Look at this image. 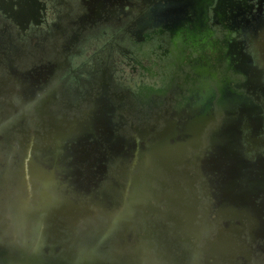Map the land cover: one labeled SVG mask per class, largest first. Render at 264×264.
Returning a JSON list of instances; mask_svg holds the SVG:
<instances>
[{"label":"flooded vegetation","instance_id":"flooded-vegetation-1","mask_svg":"<svg viewBox=\"0 0 264 264\" xmlns=\"http://www.w3.org/2000/svg\"><path fill=\"white\" fill-rule=\"evenodd\" d=\"M254 2L0 0V118L24 110L5 98L33 95L32 125L6 142L31 154L37 222L86 195L106 193L112 211L58 251L71 237L59 230L0 241V264H264V67L237 62L231 38ZM51 52L47 86L21 69ZM218 147L233 154L223 201L205 173L223 162L201 166Z\"/></svg>","mask_w":264,"mask_h":264},{"label":"rangeland","instance_id":"rangeland-1","mask_svg":"<svg viewBox=\"0 0 264 264\" xmlns=\"http://www.w3.org/2000/svg\"><path fill=\"white\" fill-rule=\"evenodd\" d=\"M253 8L251 10H246L245 12V22L237 27V30L231 32V38L234 39L237 43H241L242 50L241 56L236 55L239 59L237 62H243L245 53L251 58L252 67L250 70L254 69L255 66L260 68L264 67V5H262L261 11L259 7L261 6L258 0H254ZM262 15V26L256 24L255 15ZM241 21V18H240ZM123 22V21H122ZM247 22L250 23L249 28ZM256 25V27H255ZM69 27L73 29L78 27L77 23H69ZM71 34L69 31L66 34V37ZM63 38V37H61ZM97 45L99 44H88L83 53V60L86 57H89L97 50ZM59 60V57L56 53L51 52L48 56L42 57L39 62H26L21 68L23 70H29L33 75H37L41 71L44 76L42 77L43 84L47 86L49 82L48 69L53 64ZM37 70L36 73L34 70ZM249 70V71H250ZM249 76H253L248 73ZM41 85L38 82L33 83ZM42 84V85H43ZM43 85V86H44ZM19 86V83L17 84ZM20 87V86H19ZM18 87V88H19ZM21 90V87H20ZM31 91V90H29ZM42 89H38V92ZM21 93V92H20ZM16 93V96H13L11 99H6L7 102L13 100L12 103L17 104L19 107H23L24 110L19 113H15L8 117L0 118V241H6L8 244H13L21 247H32L33 243L39 238V235L47 236L48 234H53V230L60 229L59 221L55 217H47L45 225L43 222H40V225L37 224L38 216L36 214L35 204L31 200V196L27 197L28 186L23 182L24 174L22 166L25 163L27 149L22 148L19 144H15L14 147L10 148L6 142V136L12 140L19 139L21 137L20 132L18 131L19 127L32 125V97L33 95H26L25 93ZM15 95V94H14ZM256 162V161H255ZM254 162V163H255ZM254 165V164H253ZM94 172V171H93ZM91 180L89 179V182ZM262 181V180H261ZM261 183V182H260ZM22 197H25L24 202H22ZM90 202V201H89ZM82 211H79V208L74 207L72 213L73 223L77 222L79 219L77 213L79 212L82 217H84L88 211V214L85 220H81V223L84 225L94 224L98 219H104L102 216L103 213L107 211V207H81ZM262 209V207H260ZM93 212L92 215L89 213ZM264 214V213H263ZM84 215V216H83ZM106 219V218H105ZM53 220V221H52ZM81 224H72L66 232L69 235H73L75 231L80 229ZM44 228L39 234V228ZM12 231L16 235L15 240H6L2 239V234ZM50 231V232H49ZM76 231V232H77ZM70 239V237H69ZM69 239L65 242H57L56 249L63 248L64 244L69 246L67 243ZM47 240H45V245ZM47 247V246H46ZM113 259H109V263L113 264Z\"/></svg>","mask_w":264,"mask_h":264},{"label":"water","instance_id":"water-1","mask_svg":"<svg viewBox=\"0 0 264 264\" xmlns=\"http://www.w3.org/2000/svg\"><path fill=\"white\" fill-rule=\"evenodd\" d=\"M205 125V124H204ZM200 128L198 129V130H196V134H197V138L201 135V132L203 131V125H201V126H199ZM207 155V154H206ZM230 155V156H229ZM231 156H233V154H231V152L230 153H226L223 149H221L220 147H218V149L216 150V151H212V152H210L209 153V156H205L202 160H201V166L205 169V166H204V162L206 161V160H208V161H211V160H218V161H222L223 162V166H218L217 168H214V170H213V172H208L206 169V171H205V173H207V174H212V178H210V182H211V187H213L214 188V190H213V195H214V197L218 200V201H223V200H225L224 199V194H225V189L227 188V184H226V179H225V177H226V171L229 169V167H231L232 165H233V163H232V158L230 159L229 157H231ZM27 163H25L24 165L25 166H28V168H25L24 170H23V174H24V180H23V182L25 183V185H27L28 186V191H29V193L27 194V197H32L31 198V200L34 202V204L36 203V200H35V198H36V195H35V193H34V189H33V184H34V181H33V177H34V175H33V173H32V170H30V166H31V162H32V160H31V154H29V156L27 157V161H26ZM228 163H230L229 165H228ZM254 164V165H253ZM253 164H251L249 167H248V169H246V172L248 173V174H255V176H257V173L259 172L260 173V171H259V169H258V166H256L255 165V163H253ZM223 168V169H222ZM222 170L224 171V173L222 174L221 172H222ZM221 174V175H220ZM91 182V181H90ZM90 182H89V180H88V188H89V185H90ZM217 183H223L224 185H225V187L223 188V189H221V188H219V187H215V185L217 184ZM258 184V183H257ZM259 186V185H258ZM255 195V194H254ZM86 197H87V199L85 200V202H84V205H85V207H91L92 205H94V204H96V206L97 207H107L108 209H107V211L105 212V213H103L102 214V216H104L106 219L108 218V217H110L111 216V214H112V211H111V209H110V207H108L110 204H111V197L110 196H108L106 193H103L102 195H92V196H89V195H86ZM78 198H81V195L79 196V195H76V196H73L72 197V199L74 200V203L76 204V203H79V199ZM22 199V202H24V200H25V197H22L21 198ZM90 201V202H89ZM35 207V206H34ZM73 208L74 207H69L66 211H64L65 212V214L63 213V212H61L60 211V209H59V207H55V209L53 210V212H51V213H48V215L47 216H49V217H51V216H53V217H55V219H57L58 221H59V224L58 225H60V229H58L60 232H62L63 234H66V235H68L67 234V232H66V229L67 230H69L68 228L69 227H67V226H69V225H72V224H81L80 225V228L84 225V224H82L81 223V220H85L86 219V217H87V215L86 214H88V212L86 213V214H84L83 216L84 217H82V215L78 212L77 213V215H78V217H79V219L77 220V222H75V223H73V221H72V213H73ZM76 208H79V211H82V208L81 207H76ZM81 208V209H80ZM255 209H257L258 208V212L260 213V214H263L264 213V207H262V209L260 208V207H254ZM259 210H262L261 212L259 211ZM43 213V212H42ZM61 213H63L64 215H61ZM36 214H37V208H36ZM90 215H92L93 214V212H90L89 213ZM255 214V213H254ZM104 218V219H105ZM104 219H102V221L104 220ZM98 220H101V219H98ZM37 224L38 225H40L38 222H37ZM40 227V226H39ZM43 230H44V228L43 229H41V227L39 228V234H40V232L42 231V233H43ZM58 230H53V232H51V233H53L52 235H58L59 234V232H57ZM77 231V230H76ZM76 231H75V233H76ZM50 232V231H49ZM58 233V234H57ZM75 233L72 235H70L71 237L70 238H72V236H74L75 235ZM42 235V234H41ZM41 235H39V236H41ZM49 235H51V234H49ZM68 235V236H69ZM3 236V235H2ZM14 236H15V239H16V235L14 234ZM38 236V237H39ZM5 238H8V237H5ZM69 237H67V239H68ZM15 239H13V238H8V240H15ZM66 239V240H67ZM60 242H63V241H60ZM65 242V241H64ZM66 243V242H65ZM67 243H69V241L67 242ZM70 244V243H69ZM60 249V248H59ZM59 249H56L55 251H58ZM110 264V263H109Z\"/></svg>","mask_w":264,"mask_h":264}]
</instances>
